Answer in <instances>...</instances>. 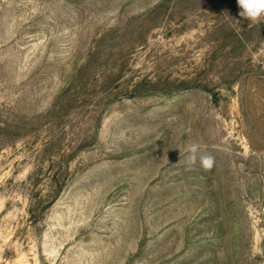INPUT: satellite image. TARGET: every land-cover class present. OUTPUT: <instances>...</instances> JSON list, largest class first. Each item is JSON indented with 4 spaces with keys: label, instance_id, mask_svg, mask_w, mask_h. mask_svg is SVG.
Returning <instances> with one entry per match:
<instances>
[{
    "label": "rangeland",
    "instance_id": "374dc122",
    "mask_svg": "<svg viewBox=\"0 0 264 264\" xmlns=\"http://www.w3.org/2000/svg\"><path fill=\"white\" fill-rule=\"evenodd\" d=\"M239 11L0 0V264H264V23Z\"/></svg>",
    "mask_w": 264,
    "mask_h": 264
},
{
    "label": "clouds",
    "instance_id": "9594fccd",
    "mask_svg": "<svg viewBox=\"0 0 264 264\" xmlns=\"http://www.w3.org/2000/svg\"><path fill=\"white\" fill-rule=\"evenodd\" d=\"M238 15L253 24L264 23V0H237ZM199 161L205 170H211L215 164V157L201 152L199 145L191 144L187 148L186 163L189 167L195 166Z\"/></svg>",
    "mask_w": 264,
    "mask_h": 264
}]
</instances>
